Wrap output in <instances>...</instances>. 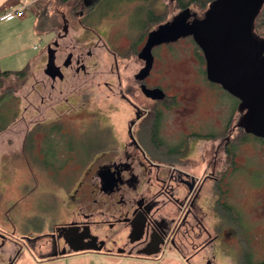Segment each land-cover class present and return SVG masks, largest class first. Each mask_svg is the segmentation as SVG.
I'll return each instance as SVG.
<instances>
[{
	"label": "flooded vegetation",
	"instance_id": "obj_1",
	"mask_svg": "<svg viewBox=\"0 0 264 264\" xmlns=\"http://www.w3.org/2000/svg\"><path fill=\"white\" fill-rule=\"evenodd\" d=\"M170 1L175 2L177 11L168 17L165 10L157 13L154 0H88L83 6H89V12L83 7L76 9L73 17L82 33H93L112 56L117 93L123 103L121 122L105 124L104 129L109 125L113 129L112 135L89 142V129L75 133L73 117L86 113L87 118L80 120L86 127L98 126L100 121L85 110V103H69L68 97L63 104L55 105L56 121L37 122L33 136L38 139L37 133L41 135V145L36 152L39 160L34 164H40L49 176L55 200L51 208L40 205L26 213L22 201L17 200L5 210L8 224H0V264H19L24 255L36 264H56L88 253L157 260L159 254L169 250L186 264H201L204 253L213 249L221 214L231 221L224 234L233 240L231 235L241 225V212L219 197L217 180L222 175L228 181L241 168L245 158L238 148L248 143L247 135L263 147L264 139L240 125L246 110H239L240 101L218 83H211L206 72H196L192 79L205 76L204 84L218 100L220 92L226 95L227 106L221 107L215 95L211 98L181 91L179 83L169 81L163 68H157L159 60L166 62L162 49L168 51L184 40L196 47L191 57L198 62L204 60L194 28L205 13L199 16L191 12L187 0ZM163 15L166 17L160 19ZM61 18L62 24L51 32L48 41L55 44V77L45 73L46 63L43 70L52 81L51 91L55 90L53 82L67 80L69 69L76 75H87L86 61L93 56L90 48L77 53L74 38L64 42L70 26L64 14ZM108 19V25L101 24ZM162 25L172 29L165 30L149 51L144 50L150 34ZM124 59L134 64L126 82L119 67ZM104 85L109 87L107 81ZM156 88L162 96H156ZM29 134L27 131L25 137ZM53 138L59 150L51 154L42 151ZM73 138L85 145L83 156L75 151ZM23 153L31 175L33 158L29 161L28 152ZM36 186L50 189L44 183Z\"/></svg>",
	"mask_w": 264,
	"mask_h": 264
},
{
	"label": "rangeland",
	"instance_id": "obj_2",
	"mask_svg": "<svg viewBox=\"0 0 264 264\" xmlns=\"http://www.w3.org/2000/svg\"><path fill=\"white\" fill-rule=\"evenodd\" d=\"M52 1V0H51ZM157 13L165 10L167 17L177 11L175 2L170 0H154ZM186 1V0H185ZM191 12H195L199 16L207 11L211 0H187ZM53 5V4H52ZM50 5V7L52 6ZM55 5L57 3L55 2ZM116 7L117 2L114 4ZM53 7V6H52ZM53 9L58 12L57 22L62 24L61 15L64 14L69 20V31L64 39L65 43L74 38L76 41V49L78 52H86L89 48L93 52L92 58L86 61L87 75L82 73L74 74L72 69L67 70V80L62 83L58 81L54 83V91H51L50 84L52 81L44 74L45 68V48L50 41L51 33L37 35L35 33V18L29 12L25 15L23 22L18 24L19 18L0 22V70H19L30 64L27 75L20 80L11 76L3 81V87L17 97V117L11 122L6 130L0 132V224L4 226L8 224L5 210L17 200H21L23 205V213L40 205L53 206L51 190V181L48 179L46 171L34 164L37 159V147L40 144V136L38 139L33 136V149L25 148L27 131L35 130L37 122L41 121L48 124L57 120V114L54 110L55 105L63 104L65 97L69 98V103L78 105L85 103L87 112L94 115L95 120L100 121L98 126L86 127L80 120L86 119L87 114L83 112L77 113L73 118L75 121L71 125L76 132L87 131L88 135L94 140L96 137L111 136L113 129L110 125L104 129L105 124H117L121 122V105L123 104L117 93V77L112 56L107 53L93 33H82V28L77 23V19L69 14L70 5H57ZM163 15L161 18H164ZM166 17V16H165ZM107 20V19H106ZM104 20L101 24L108 25L111 19ZM116 22L115 19H112ZM126 22V21H125ZM99 24V22H97ZM117 23V22H116ZM101 25V26H102ZM113 30H117L114 27ZM6 36L5 42L2 37ZM35 33V34H34ZM2 43V44H1ZM71 47H68L70 49ZM74 51V52H75ZM196 47L190 40H184L172 47L162 49L160 52L166 58V62L158 61L157 68L162 67L163 71L170 77L169 81L179 83L181 91L190 94L199 93L200 95L208 94L209 97L215 95V92L204 84L202 77L196 76L195 73L205 69V63L195 61L193 56ZM195 56V55H194ZM132 61L127 62L126 59L119 61L120 73L126 82L129 72L132 71ZM124 68V69H123ZM109 83V87L104 82ZM206 81V78H205ZM210 89V93L206 89ZM62 92H59V90ZM208 89V90H209ZM219 100H215L224 106H227L226 95L219 93ZM211 97V98H212ZM232 101V100H230ZM238 113L236 112V118ZM123 119V118H122ZM81 125H83L81 127ZM32 129V130H31ZM52 130V129H51ZM116 130V128H115ZM36 131V130H35ZM33 131V135H35ZM105 131V132H102ZM238 131V130H236ZM116 133V132H114ZM101 134V135H99ZM239 135V133H237ZM247 144L238 148V152L243 154L244 161L241 168L236 171L235 175H230L228 181L223 180V176H219L218 195L228 204L237 208L241 213L242 219L240 227H235L237 233L231 235L233 240H228L224 234L231 221H227L225 214L219 216V223L215 226L214 233H217L213 249L204 253L201 264H264V147L261 143H257L251 136L247 135ZM74 140L75 151L83 156L85 145L79 140ZM206 144V142H204ZM45 147V145H44ZM44 148L42 149V151ZM24 151L28 152V160H32L31 167L34 173L30 175V170L24 158ZM45 151V150H44ZM50 151H56L51 148ZM78 156L79 158H82ZM58 161V160H55ZM61 162V161H59ZM36 176V179L34 178ZM37 180V182H35ZM49 180V182H48ZM36 183H44L49 185L50 189L45 186L40 188ZM57 186V185H56ZM33 205V207H32ZM242 211H244L242 213ZM226 213L225 210H221ZM220 212V213H221ZM4 218L3 221H1ZM23 220V232L26 230ZM1 226V225H0ZM230 231V229H229ZM211 255V257H210ZM211 258V262L207 263L206 259ZM194 263V262H193ZM198 263V262H195ZM19 264H36L34 260L26 255L23 256L22 262ZM56 264H186L181 257L169 250L158 255L157 260H129L128 258H120L115 256H104L93 253L83 254L72 257L69 261H61Z\"/></svg>",
	"mask_w": 264,
	"mask_h": 264
},
{
	"label": "water",
	"instance_id": "obj_3",
	"mask_svg": "<svg viewBox=\"0 0 264 264\" xmlns=\"http://www.w3.org/2000/svg\"><path fill=\"white\" fill-rule=\"evenodd\" d=\"M263 3L264 0H213L194 34L204 55L207 79L240 101L239 110H246L240 125L264 139V38L253 32L254 19ZM171 29L159 26L150 34L144 50L149 51L163 38L165 30ZM53 46L47 45L45 73L54 78L57 67ZM154 91L157 97L162 96L158 88Z\"/></svg>",
	"mask_w": 264,
	"mask_h": 264
},
{
	"label": "trees",
	"instance_id": "obj_4",
	"mask_svg": "<svg viewBox=\"0 0 264 264\" xmlns=\"http://www.w3.org/2000/svg\"><path fill=\"white\" fill-rule=\"evenodd\" d=\"M87 1L88 0H52V1L35 0L28 5L27 10L35 18V30L37 34L42 35L53 32L56 29V26L59 24V22H57V17H56L58 12H55V10L53 9L54 6L70 5L71 9L69 11V14L75 16L77 15L75 11L78 8L83 7L84 10L87 9V12L90 11V9L88 8L89 6L87 4L86 5L88 7L83 6L84 2L86 3ZM91 1H95V0H91ZM55 2L57 3V5H55ZM50 5H52L53 7L52 6L50 7ZM253 32L259 38H264V3L254 19ZM201 63H204L203 59ZM29 65L30 64L26 65L22 69L14 70V71L0 70V132L7 129V127L11 124V122L15 120V118L17 117V112H18L17 97L14 96L10 92V90L6 91L4 89L3 81L11 76H14V78L20 80L24 79L27 75ZM201 72L205 74V69ZM235 101H237V99H235ZM51 129L52 128H50V130ZM33 131H31L30 134L28 135V139L26 141L24 148L25 150L26 148L28 149L30 148L31 150L34 148L33 147L34 142L32 141L31 138V136H33ZM44 145H43L44 150L49 154L55 153L60 148V145L59 143L56 142L55 138H53V140L47 141ZM51 148H54L56 151L53 152L50 151ZM49 160L55 161V159H49Z\"/></svg>",
	"mask_w": 264,
	"mask_h": 264
},
{
	"label": "crops",
	"instance_id": "obj_5",
	"mask_svg": "<svg viewBox=\"0 0 264 264\" xmlns=\"http://www.w3.org/2000/svg\"><path fill=\"white\" fill-rule=\"evenodd\" d=\"M33 1H35V0H0V15L9 9H22V10H24V14L22 17H14L12 19H8V20H13L15 18H19L20 21H17V23L21 24L23 22V19L25 18V15L28 12V10H27L28 5L31 4ZM2 21H6V19L0 20V22H2ZM0 27H1V25H0ZM5 33H6V31L4 32V35L1 39L3 41H1V42H5V40H6ZM35 33L37 34L36 30H35Z\"/></svg>",
	"mask_w": 264,
	"mask_h": 264
},
{
	"label": "built area",
	"instance_id": "obj_6",
	"mask_svg": "<svg viewBox=\"0 0 264 264\" xmlns=\"http://www.w3.org/2000/svg\"><path fill=\"white\" fill-rule=\"evenodd\" d=\"M24 11L22 9H9L0 15V20H8L14 17H22Z\"/></svg>",
	"mask_w": 264,
	"mask_h": 264
}]
</instances>
